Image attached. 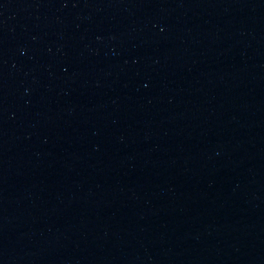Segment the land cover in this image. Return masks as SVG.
<instances>
[{"label": "water", "instance_id": "obj_1", "mask_svg": "<svg viewBox=\"0 0 264 264\" xmlns=\"http://www.w3.org/2000/svg\"><path fill=\"white\" fill-rule=\"evenodd\" d=\"M0 264H264V0H0Z\"/></svg>", "mask_w": 264, "mask_h": 264}]
</instances>
